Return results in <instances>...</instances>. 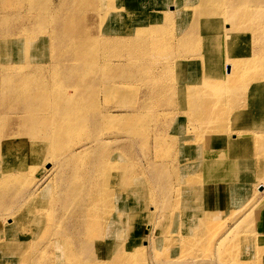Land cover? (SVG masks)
I'll list each match as a JSON object with an SVG mask.
<instances>
[{
  "label": "bare ground",
  "instance_id": "obj_1",
  "mask_svg": "<svg viewBox=\"0 0 264 264\" xmlns=\"http://www.w3.org/2000/svg\"><path fill=\"white\" fill-rule=\"evenodd\" d=\"M54 38L52 64L34 61ZM109 55L124 57L114 63ZM0 64V264H137L130 258L149 240V222L141 233L154 215L146 208L152 189L145 176L139 186L129 182L145 168L116 156L121 136L89 134L127 118L136 131L124 137L154 138L155 152L168 157L149 162L151 185L174 192L164 253L215 243L223 264H264V224L244 252L233 232L264 200V125L243 129L264 120V0H0ZM109 66L136 75V105L118 115L101 106L88 112L96 105L86 93L106 88ZM110 83L111 98L125 87ZM162 104L167 112L159 113ZM248 144L256 147L244 158ZM38 160L47 166L36 183H46L20 196ZM45 192L54 195L35 210ZM252 193L260 201L219 227L235 200ZM257 216L264 223V212ZM106 222L129 227L99 253Z\"/></svg>",
  "mask_w": 264,
  "mask_h": 264
},
{
  "label": "rangeland",
  "instance_id": "obj_2",
  "mask_svg": "<svg viewBox=\"0 0 264 264\" xmlns=\"http://www.w3.org/2000/svg\"><path fill=\"white\" fill-rule=\"evenodd\" d=\"M14 1L16 2V1H23V0H14ZM59 10L62 11L63 8H60ZM93 32L96 33L97 31L93 30ZM49 41H51V39H49ZM49 41L44 42V46L46 45L45 46V49H46L45 52L40 53L39 56H36L34 58V61H36V62L41 61V62H47V63L50 62L49 65L52 64L51 60L53 57L52 56L53 52L51 50V53H49L48 45L50 47L52 46V44L56 45L59 43V40L57 38H54V39H52L51 42H49ZM41 43L42 42L39 40L37 42V44H35V45H38ZM49 43H51V44H49ZM61 54L63 55V58H68V56H69V54L66 51L61 52ZM103 56L105 57V54H103ZM109 57H110V62L117 63L118 60L122 59L124 56L118 57L117 55H114L113 57H111V55H109ZM48 58H49V60H48ZM111 59H113V61H111ZM2 66L3 65L0 64V72L5 71L7 69V66H3L4 69L2 68ZM104 68H105L104 72L107 75L111 76V79L117 78V80H120L124 84L125 87L123 88L122 91H120L116 94H113L112 98H111L110 97L111 92L109 91V87H108L111 84L110 83L111 79L109 80L108 79L109 77L107 79L105 78L106 81L109 80L108 83L105 82L106 88H104L103 83H102L101 84L102 89L100 87H98V89H95V87H93L86 93V101L88 103H95L94 105H96V107H94V108H87L86 111L96 113V112H99L101 110V107H102L101 111L105 112L106 110H104L103 108L107 109V107H108V110L110 111L111 114L113 113L114 115H118L117 113L121 114L123 111L124 112L126 110L129 111L130 106H131V108L135 107L136 99H138L137 98V96H138L137 88H136V82L138 79L136 78V75L132 74V73H131V75L128 73H124V71H122L123 68L114 69V67H110V66H109V68H106V67H104ZM121 77H122V79H121ZM136 94H137V96H136ZM99 96H101V97H99ZM108 98L110 99V101ZM139 103H140V101H139ZM139 103L137 105H139ZM90 106H91V104H90ZM125 107H128V108H125ZM165 107L166 106L164 104L159 105L157 111L159 113L165 112V111L167 112ZM113 111H115V112H113ZM166 119L167 118L164 117V119H163L164 123H166ZM130 122H131L130 118H127L125 123L120 122L119 125H116V124L113 125V124L105 123L104 125H107V126L103 125V127L101 128V131L98 130V129H100V127H99L100 125L94 126L96 129L93 128V126H91L90 127L91 131L89 133L90 136H92L95 134H99L101 132H103V134H105L106 132H110V130H111L110 134L116 135L117 137L121 136L119 141H116L112 144L113 146H118V148H119V150L115 151L116 156L125 155L123 160H126L129 163L131 162V167H133L132 164H134L135 161L137 160L136 166L133 168H137L141 164H143V166L145 168L143 173L141 171H139V169H137V174H136L137 176L136 175L132 176V179L129 182L130 185L135 184V186H139V184L143 180L144 176H145V178H147V177L149 178V179L147 178V184L152 189L151 190L152 191V196H151L152 199H149V201H146L147 202L146 208H147L148 212L150 210H154V213H153L154 215L152 214L153 216L148 218V220L145 221L146 223L144 222V224L142 225V233H141V234H144V233L146 234V232L148 231L146 224H147V222H149V226L151 227L150 228L151 230L149 231L150 233L148 235L149 240L147 241V239H146L147 236H145V238H143L141 240L142 245H145V244L146 245L139 251L138 255H137V252L133 254V251H132V258H130L131 259L130 261L132 263L137 262V264H173V263H175V264H219V261H221L220 264L221 263L223 264L222 260L224 259V257L220 256L223 250L219 251V249H218L219 247L215 243H214V245L212 244L211 246H210V244H208V245L205 244L202 247H198L197 249H192V251H191L192 253H190V252L186 253V252L181 251V250H179V251L177 250L178 252L176 253L175 256H167L164 253L165 249L167 248L166 243L168 242V237H170V235H169V224H168V222H166V219L168 218L166 212L169 209L170 202L174 199V192H173V190H171L170 192L169 191L167 192L166 190L162 191L160 188V184H156V186H155V184H154L155 182L151 185L150 181H152V180H150V178H152V176H153L152 179H155L154 178L155 169L154 168L152 169V167H150L151 164H149V162H156L158 164L162 163V162L164 163V161L167 160L168 157H164V156L162 157V154H159V151L155 152L154 145H155L156 141L154 138H150L148 140L147 138H145V136H143L141 134H139L138 136L136 134H135V136L132 135L133 139H128L127 137H124L127 134H129L128 133L129 130L132 132L136 131V130H134L135 127L130 128V124H131ZM133 122L135 123V120H133ZM243 125H244L243 129H246L247 127H250V126L260 127V126L264 125V120L263 121H257L255 123H247L244 121ZM119 129H121V130H119ZM124 130H125V132H124ZM125 143H127V144H125ZM255 147H256L255 144H248V146H246V151L241 156L245 158L246 153L250 152ZM38 162L34 163V167H35L34 172H32V174H29V176L26 177V180L24 177H23V180H21L22 185H20V188L18 189L19 193H17L20 196H24L32 188L33 189L31 191L36 189L37 184L39 186H42L43 184L46 183V180H44V182L42 180L41 182H43V183H41L39 181L40 184L36 183L37 179L39 178V176H41V174L44 173L43 171L46 170V166H47V165L40 164L39 160H38ZM140 162H142V163H140ZM48 166H49V164H48ZM40 169H41V171H40ZM39 171H40V173L37 174ZM248 171L250 172L249 169H248ZM33 174H37L38 177L35 179L36 175H33ZM169 179L170 180H167L165 182L166 185L167 184L171 185L173 183L172 178L170 177ZM257 180L262 181L264 183V177H261ZM174 184L176 186H179V183L176 181L174 182ZM120 185L123 186L124 183L123 184L119 183L118 187H120ZM12 187H13V184L10 183L8 185V189L11 190ZM210 187H212V186H209V188ZM148 193H149V191H148ZM148 193H147V196H149ZM196 194H197L196 200L201 199L204 201L206 199L204 194L199 193V192H196ZM227 194H229V189H227L225 192L226 196H227ZM257 194L258 193L253 195V193H252L247 197L235 200L236 209L232 212V211H230V207H229V211L224 215L225 217L223 219V222L221 221V219L216 221V223L221 222V225H219V227L222 225H229L230 223L232 224L233 221L237 220V218L239 217V212L241 210V207L244 206V204L247 205V204L254 202V201L255 202L260 201V200H258L259 198L257 197ZM53 195H54L53 193L45 192L44 194L40 195V197L36 198V200L33 202V204H34L33 206L35 207V210L39 209V207H41L44 204V202H46L48 199L52 198ZM117 195H119V193H117ZM194 196H195V192L192 194V197L189 198L190 201L194 198ZM251 198H252V200H250ZM207 205H208V203H207ZM228 206H229V203H228ZM188 207L194 208L191 205H188ZM255 208L256 209L254 210L253 214L251 215L250 220L246 221V224L239 227V229H234V231H233L235 233V239L238 242V244H240V248L243 249V252L246 251L247 246H248L245 243L250 242V245L253 244L252 236L259 235V229H258L259 227H257V226L264 224V223H261V224L257 225L253 221V219L255 218V216H257L258 213L264 212V200L261 202V204L259 206L255 207ZM50 213L52 215L49 214L48 216H51L52 218L56 214L55 210H51ZM143 214H145V213H143ZM260 216H261V214H259L256 217L257 218L256 220H258L259 219L258 217H260ZM48 218L50 219V217H48ZM142 218H143V220L146 219V217H143V215H142ZM196 218H197V216H196ZM231 218H234V219L231 220ZM127 226L128 225L124 222L122 225V228H120V230H116L115 228H118V227H116L112 222H106L105 227L103 228L104 230L102 229L101 233H99L100 237H102V238H99L101 241H98V243H95L96 245H98V248L100 247L99 253H101V250L106 245V244L103 245V243H106L109 239H111L110 236L112 233H114V232L119 233V231L125 232L128 230ZM255 227H257V229ZM150 240L153 242H155V241H159V242L157 245H153L152 243H150ZM88 246L89 245L86 244V249L88 248ZM109 249H110V246H109L108 250ZM46 252H47L46 253V256H47L48 250H46ZM219 252H221V253H219ZM142 254H144L143 258H142ZM107 255H109V251L107 252ZM136 256L138 259L136 258ZM133 259H134V261H133ZM135 259H136V261H135ZM182 260H184V261H182ZM187 260H188V262L186 263Z\"/></svg>",
  "mask_w": 264,
  "mask_h": 264
}]
</instances>
